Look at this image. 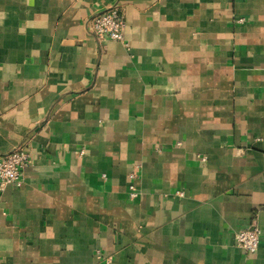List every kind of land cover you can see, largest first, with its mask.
I'll return each instance as SVG.
<instances>
[{
	"label": "crops",
	"instance_id": "0c3cea01",
	"mask_svg": "<svg viewBox=\"0 0 264 264\" xmlns=\"http://www.w3.org/2000/svg\"><path fill=\"white\" fill-rule=\"evenodd\" d=\"M20 144L0 264H264V0H0V156Z\"/></svg>",
	"mask_w": 264,
	"mask_h": 264
},
{
	"label": "built area",
	"instance_id": "2783aa9c",
	"mask_svg": "<svg viewBox=\"0 0 264 264\" xmlns=\"http://www.w3.org/2000/svg\"><path fill=\"white\" fill-rule=\"evenodd\" d=\"M124 15L119 3H112L107 8L94 14L88 21L90 34L100 43L105 41H124ZM29 155L25 145L14 147L9 153L0 156V190L11 184L20 186L22 170L28 161ZM133 177V174H131ZM130 189L133 186L130 185ZM134 192L130 195L134 196ZM260 228L255 224L236 232L234 240L237 247L247 253L257 250L260 239Z\"/></svg>",
	"mask_w": 264,
	"mask_h": 264
}]
</instances>
